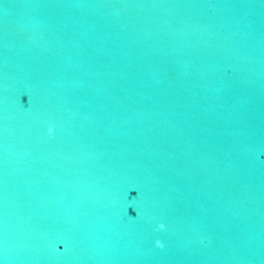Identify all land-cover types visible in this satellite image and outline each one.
Listing matches in <instances>:
<instances>
[{
  "label": "water",
  "instance_id": "1",
  "mask_svg": "<svg viewBox=\"0 0 264 264\" xmlns=\"http://www.w3.org/2000/svg\"><path fill=\"white\" fill-rule=\"evenodd\" d=\"M0 264H264V0H0Z\"/></svg>",
  "mask_w": 264,
  "mask_h": 264
},
{
  "label": "clouds",
  "instance_id": "2",
  "mask_svg": "<svg viewBox=\"0 0 264 264\" xmlns=\"http://www.w3.org/2000/svg\"><path fill=\"white\" fill-rule=\"evenodd\" d=\"M48 131H49V133H51L53 131L51 126H49ZM164 227H165V225L162 222L157 225L158 229H163ZM155 244H156L157 247H163V242L160 239H157L155 241Z\"/></svg>",
  "mask_w": 264,
  "mask_h": 264
}]
</instances>
